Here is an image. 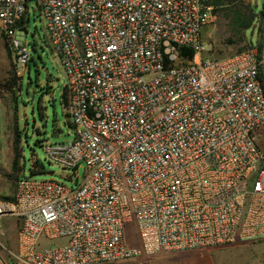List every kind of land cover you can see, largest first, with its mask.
Here are the masks:
<instances>
[{"label": "built area", "instance_id": "2783aa9c", "mask_svg": "<svg viewBox=\"0 0 264 264\" xmlns=\"http://www.w3.org/2000/svg\"><path fill=\"white\" fill-rule=\"evenodd\" d=\"M33 1L74 132L45 155L63 168L83 163L85 174L75 187L17 179L14 199L0 200V217L15 223V246L0 238V264H95L264 239V11L258 47L209 58L204 0H0L18 72L30 53L16 24ZM130 223L138 246L125 243Z\"/></svg>", "mask_w": 264, "mask_h": 264}, {"label": "rangeland", "instance_id": "374dc122", "mask_svg": "<svg viewBox=\"0 0 264 264\" xmlns=\"http://www.w3.org/2000/svg\"><path fill=\"white\" fill-rule=\"evenodd\" d=\"M262 2L263 0H229L224 5L214 6V18L202 31L206 49L203 56H227L245 47L249 41L257 45L260 40L257 27ZM31 5L27 13V25L17 28L16 32V38L26 45L30 53L29 65L23 71H17L15 50L10 46L9 38L0 34V200L14 197L16 180L12 178L13 174L35 179H54L74 187L85 174L83 163L77 169L63 168L48 161L45 155V145L70 141L74 132L66 115L67 105L63 106L61 101L65 83L63 68L46 40L45 21L39 7L35 1ZM234 5H239L242 9L247 6L255 14L252 27L244 32L242 40L234 33L227 15V10ZM32 43H35V47ZM17 76L23 77L18 102ZM40 110L43 111V116ZM16 130L21 135L18 141L15 140ZM256 138L264 151V135L257 134ZM15 149L18 165L22 163L23 166L21 172H13L11 169ZM34 162L37 163L38 170L33 173ZM0 238L12 247L15 246L13 216L0 217ZM124 239L127 245H139L135 224L126 226ZM62 242V239H55L45 244L55 246ZM95 264H264V239L187 251H159L127 260Z\"/></svg>", "mask_w": 264, "mask_h": 264}, {"label": "trees", "instance_id": "16d2710c", "mask_svg": "<svg viewBox=\"0 0 264 264\" xmlns=\"http://www.w3.org/2000/svg\"><path fill=\"white\" fill-rule=\"evenodd\" d=\"M208 5H211L213 6H219V5H224L225 3H228L229 0H204ZM228 16H229V19L232 23V27L233 29L235 30L234 33L237 34V37L239 40H242L243 39V36H244V32L248 29V28H251L252 27V22H253V19H254V16L255 14L246 6L245 8L242 9V7H240L239 5H234L232 8L228 9ZM262 11H264V0L262 2ZM28 23V15L27 13L17 22L16 24V28H19V27H25ZM257 29L260 31V20L258 22V27ZM5 36V35H4ZM253 44L249 41L248 44L243 47L242 49H245L247 47H250L252 46ZM32 46L35 47V43H32ZM257 47L259 46V43L256 45ZM241 48L239 49L242 50ZM181 53L182 55H184V57L186 58H191L193 56V51L189 48H183L181 49ZM204 57H209V58H220L219 56H204ZM31 58H33V56H31ZM30 59V58H29ZM27 65H29V60H28V63ZM258 78L264 88V72H263V66H260L259 68V72H258ZM17 89H18V94H16V99H17V102H18V97L21 93V90L23 88V77L22 76H17ZM48 88L50 86H47ZM61 101H62V104L63 106L64 105H67V97H66V93H65V89H64V86H63V91H62V94H61ZM42 108V107H41ZM40 108V109H41ZM41 111V116H43V111ZM68 115V114H66ZM71 123H69L70 125ZM16 141H18V138H21V135L19 133V130H16ZM16 149H15V152H14V156H13V159H12V164H11V169L13 172H21L22 170V163L18 165V159L16 157ZM22 154H20L21 156ZM38 169H37V163L34 162V167L32 169V172H36ZM21 175H17V174H13L12 175V178L14 180L17 181V179L20 177ZM5 199H8V200H13L14 197H5Z\"/></svg>", "mask_w": 264, "mask_h": 264}, {"label": "water", "instance_id": "95a60500", "mask_svg": "<svg viewBox=\"0 0 264 264\" xmlns=\"http://www.w3.org/2000/svg\"><path fill=\"white\" fill-rule=\"evenodd\" d=\"M262 15H263V11L261 10V11L259 12V17H262ZM40 167H42V165H40Z\"/></svg>", "mask_w": 264, "mask_h": 264}]
</instances>
